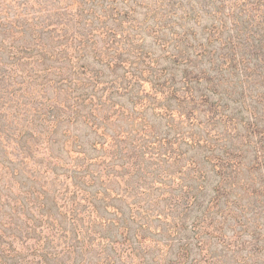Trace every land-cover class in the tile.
Segmentation results:
<instances>
[{
	"label": "rangeland",
	"instance_id": "rangeland-1",
	"mask_svg": "<svg viewBox=\"0 0 264 264\" xmlns=\"http://www.w3.org/2000/svg\"><path fill=\"white\" fill-rule=\"evenodd\" d=\"M0 264H264V0H0Z\"/></svg>",
	"mask_w": 264,
	"mask_h": 264
}]
</instances>
